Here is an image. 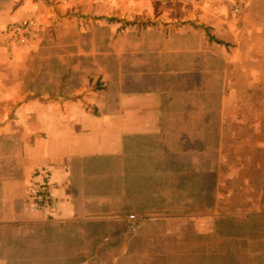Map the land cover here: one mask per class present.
I'll list each match as a JSON object with an SVG mask.
<instances>
[{"label": "crops", "instance_id": "0c3cea01", "mask_svg": "<svg viewBox=\"0 0 264 264\" xmlns=\"http://www.w3.org/2000/svg\"><path fill=\"white\" fill-rule=\"evenodd\" d=\"M118 1L0 4V27L31 15L42 25L34 44L0 48V264H50L52 249L42 244L54 241L51 229L82 218L76 165L123 157L129 138L162 131L163 95L154 78L169 50L147 44L149 70H139L143 63L115 46L125 19L151 22L147 33L157 38L196 36L199 50L224 57L219 158L226 171L215 209H263L264 0L135 1L128 15ZM234 1L242 5L238 15ZM146 76L149 86L139 87ZM42 168L52 172L59 210L31 207Z\"/></svg>", "mask_w": 264, "mask_h": 264}, {"label": "rangeland", "instance_id": "374dc122", "mask_svg": "<svg viewBox=\"0 0 264 264\" xmlns=\"http://www.w3.org/2000/svg\"><path fill=\"white\" fill-rule=\"evenodd\" d=\"M135 1L176 6L181 0H119L123 15L125 13L128 15L131 10L129 4H134ZM3 2L4 0H0V4ZM232 5L233 14L238 15L242 11V5L235 1ZM237 9L240 11L237 12ZM149 25L151 22L145 20L125 19L121 30L116 33V48L123 51L128 48L133 58L145 59L146 45L162 42L169 50L162 56L163 62L176 66L186 62L188 64L193 59L198 64L208 62L207 57L197 53L201 48L198 37L193 35L177 37L173 33L169 35L167 33L162 35L163 38H157L147 33ZM104 38L109 40L111 35L107 34ZM201 51L218 56L225 63L224 57L220 54L213 53L209 49ZM223 68L224 70L222 71L221 68V71L224 82L226 65ZM202 81L203 78L199 77L198 83H186L187 91H199L205 103L204 110L209 112L210 107H213L218 99L215 97L216 91H214V97L209 92L213 84L202 83ZM220 88L222 92L223 83ZM159 89L161 90V87ZM219 92L220 89L218 96ZM212 118L215 117L212 115L196 121V124L189 123L187 129H197L199 132V136L190 142L192 144H196L195 140L199 138L198 142L205 140L211 145L214 143L212 142L214 134L217 133L218 183L221 169L226 171L223 164L220 167L219 158L222 134L221 113L220 126L213 122ZM172 133L174 135L166 142L162 137V131L153 136L129 140L127 152L122 159L103 162L91 172L89 178L85 177L80 184L84 196L79 198V205L83 208V218L68 226L53 227L51 233L54 241L51 244L49 242L42 244V248L52 249L50 264H89L97 256L101 259L98 264H264V206L261 210L251 211L216 210V193L213 211L192 212L189 210L185 214L167 215L132 209L126 213H118L127 204H138L146 200L147 193L154 192L157 185L166 184V182L171 184L168 175L157 177L158 173H154V168L159 165L163 158V148L168 144L182 148L183 143H186L185 132ZM175 158L182 160L183 155H176ZM94 173H98V177ZM130 216L137 218V228L133 233L129 231ZM106 220H121L126 223L127 234L124 240L115 238L104 242L102 237L96 236L101 232L102 226L91 223ZM154 222L160 223L152 228L140 230L141 226ZM148 227L151 226L148 225ZM154 227H158L159 233ZM139 232L141 236L135 239ZM161 234L168 238L163 247L159 245L162 243ZM179 235L185 236L183 240L180 239L182 243L174 238ZM100 239L103 242H100ZM103 246H105L104 250L101 249ZM164 248L170 253L158 252Z\"/></svg>", "mask_w": 264, "mask_h": 264}, {"label": "trees", "instance_id": "16d2710c", "mask_svg": "<svg viewBox=\"0 0 264 264\" xmlns=\"http://www.w3.org/2000/svg\"><path fill=\"white\" fill-rule=\"evenodd\" d=\"M197 53L200 56L207 57L208 62L198 64L196 60L193 59L188 64L186 62V64H178V66H176L164 61L155 67L158 74L156 75V78H154V84L161 87L163 95L162 137L164 142L174 135L172 133L174 131H182L186 133V143H183L182 148H177L176 146L168 144L167 147L163 148V158L159 165L154 168V173H158L157 177L168 175L171 184L166 182V184L157 185L154 192L147 193L148 195L145 196L146 200L139 202L138 204H127L124 208L118 211L120 214L134 209L138 211L145 210L151 213L172 215L185 214L188 213L189 210L192 212L213 211L215 208L218 177V135L217 133L214 134L212 141L214 143L211 145L206 143L205 140H200L198 142L199 138H196V144H192L190 142H192L193 138L199 136V132L197 129H187V124H196V121L209 118L213 115L215 118H212V121L218 123L220 126L219 116L221 111L222 93L220 87H222L223 83L222 71L224 70L223 67H225V63L222 58L211 53L209 54L201 50ZM139 62L143 63L141 66L139 65V67H137L139 70H149V66L147 67L146 65V60L139 59ZM199 77L203 78L202 83L213 84V87L211 85V91H209L213 94V97L215 96L214 91H216L215 97L218 100L213 107H210L209 112L204 110L205 103L202 101L201 93H198L199 91H187L186 83H198ZM147 82L148 76L142 78L138 85L139 87L146 88L149 86ZM219 89L220 92L218 96ZM215 106L216 109H214ZM200 136L203 137L201 134ZM139 137L143 136L129 138L127 140V148L129 140L138 139ZM176 155H183V159L177 160L175 158ZM123 157L98 158L78 163L75 170V192H79L80 196L83 197L84 192L81 190L80 184L85 180V177L89 178L91 172L95 171L101 163L122 159ZM94 174L98 177V173ZM115 215H117V213ZM159 223L160 222L145 224L144 226H141L140 230L152 228ZM91 224L99 227L102 226L101 232L96 234V236L98 235L99 237H102L104 242H108L115 238L124 240L127 234V225L121 220L97 221ZM148 225L151 227H148ZM154 228H156L157 233H159L158 227ZM140 236L141 234L139 232L137 236H135V239ZM161 236L162 243L159 245L163 247V245L167 243L166 239L168 238L163 234H161ZM184 237L185 236L183 235H179L174 238L182 243ZM101 241L102 239H100V242ZM35 245H39V243L35 242ZM101 249L104 250L105 246ZM158 252L162 254L170 253V251L165 250V248ZM100 260L101 259L97 256L93 258L89 264H98Z\"/></svg>", "mask_w": 264, "mask_h": 264}, {"label": "built area", "instance_id": "2783aa9c", "mask_svg": "<svg viewBox=\"0 0 264 264\" xmlns=\"http://www.w3.org/2000/svg\"><path fill=\"white\" fill-rule=\"evenodd\" d=\"M236 11L239 12L240 9ZM41 31L42 25L33 15L8 24L5 27H0V48L12 49L30 46L39 39ZM35 176L37 180L33 185L32 209L47 208L59 210L61 203L51 193V189L53 188L51 170L47 168L38 169L35 172ZM128 221L130 222L129 231L133 233L137 228V218L130 216Z\"/></svg>", "mask_w": 264, "mask_h": 264}]
</instances>
